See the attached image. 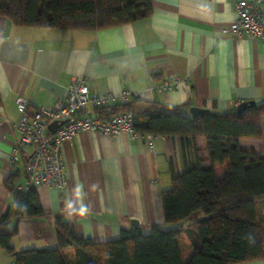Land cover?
Here are the masks:
<instances>
[{
    "label": "crops",
    "instance_id": "obj_1",
    "mask_svg": "<svg viewBox=\"0 0 264 264\" xmlns=\"http://www.w3.org/2000/svg\"><path fill=\"white\" fill-rule=\"evenodd\" d=\"M237 1L149 0L152 12L146 18L96 30L23 26L0 15V217L12 203L5 181L11 178L14 187L24 183L32 153L31 147H22L15 164L9 159L19 139L18 96L29 111L52 105L64 97L72 79L84 77L92 92L116 95L107 109L126 91L166 109L180 106L190 117L192 106L222 113L242 101L264 100V41L221 32L234 20ZM172 77L181 80L177 88L155 90ZM261 125L263 139H239L240 145L262 150L264 116ZM60 151L67 186L61 191L35 188L44 216L12 219L16 250L56 247L57 215L72 224L77 236L94 242L117 238L121 228L134 226L132 220L145 232L165 228L161 193L171 187L172 173L182 172L186 162L194 165L196 156L209 164L201 136L183 148L177 136L82 131ZM227 168L228 162L215 165V176L221 178ZM256 213L264 222V199L256 202ZM179 225L187 222L169 228ZM177 242L186 262L192 246L184 231ZM60 251L68 264L75 263L72 246ZM0 264H14L2 248ZM232 264H264V257Z\"/></svg>",
    "mask_w": 264,
    "mask_h": 264
},
{
    "label": "trees",
    "instance_id": "obj_2",
    "mask_svg": "<svg viewBox=\"0 0 264 264\" xmlns=\"http://www.w3.org/2000/svg\"><path fill=\"white\" fill-rule=\"evenodd\" d=\"M151 12L149 0H0V15L34 27L96 30L140 20ZM93 111L99 117L130 111L136 133L177 136L183 148L198 136L205 138L209 164H201L204 159L198 156L194 165L186 162L182 172L172 173L171 187L161 193L164 222L185 221L187 226H152L145 232L134 225L121 228L115 239L94 242L77 236L72 224L57 215L56 247L16 250L12 238L17 224L12 219L42 217L44 210L35 188L18 190L7 178L12 203L0 217V248L14 264H68L60 251L67 246L75 250L74 264H232L264 257V222L256 213V202L264 199V142L259 151L239 143L263 139L264 100L241 113L234 106L190 117L180 106L166 109L158 101L132 95L127 102ZM224 162L228 168L217 178L214 166ZM182 231L192 246L186 262L177 242Z\"/></svg>",
    "mask_w": 264,
    "mask_h": 264
},
{
    "label": "built area",
    "instance_id": "obj_3",
    "mask_svg": "<svg viewBox=\"0 0 264 264\" xmlns=\"http://www.w3.org/2000/svg\"><path fill=\"white\" fill-rule=\"evenodd\" d=\"M235 18L222 33L232 37L250 35L264 41V0H238L234 5ZM181 80L178 77L165 79L155 90L177 88ZM116 98L114 93L97 94L90 90L84 77H75L69 83L64 97L52 105H43L28 110V103L22 97L16 98L21 111L15 127L19 139L9 154L12 163L17 162V154L22 147H31L32 153L25 164V181L16 187L27 190L46 186L64 190L67 186L66 168L60 146L82 131H96L105 135L127 133L132 138L138 136L132 128V112H119L110 117L91 115L87 107L101 109ZM120 102L132 98L128 91L118 95ZM239 103H236L237 106ZM56 122L54 132L49 125Z\"/></svg>",
    "mask_w": 264,
    "mask_h": 264
},
{
    "label": "water",
    "instance_id": "obj_4",
    "mask_svg": "<svg viewBox=\"0 0 264 264\" xmlns=\"http://www.w3.org/2000/svg\"><path fill=\"white\" fill-rule=\"evenodd\" d=\"M255 104H256V102L254 100L242 101L236 106V111L238 113H241L246 108H248L250 106H254ZM207 111H208V109L195 107V106H192V107L189 108V112H190L191 117H196V116H198V115H200V114H202L204 112H207ZM57 127H58V124L56 122H52L49 125V130L51 132H54ZM131 223L134 224V225L138 224V222L136 220H132Z\"/></svg>",
    "mask_w": 264,
    "mask_h": 264
},
{
    "label": "rangeland",
    "instance_id": "obj_5",
    "mask_svg": "<svg viewBox=\"0 0 264 264\" xmlns=\"http://www.w3.org/2000/svg\"><path fill=\"white\" fill-rule=\"evenodd\" d=\"M165 228H169V224H167ZM181 251H182V255L185 256L186 254L185 250L182 248Z\"/></svg>",
    "mask_w": 264,
    "mask_h": 264
}]
</instances>
